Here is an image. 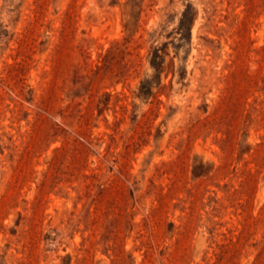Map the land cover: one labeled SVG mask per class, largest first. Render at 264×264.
Segmentation results:
<instances>
[{
  "label": "rangeland",
  "instance_id": "1",
  "mask_svg": "<svg viewBox=\"0 0 264 264\" xmlns=\"http://www.w3.org/2000/svg\"><path fill=\"white\" fill-rule=\"evenodd\" d=\"M0 264H264V0H0Z\"/></svg>",
  "mask_w": 264,
  "mask_h": 264
}]
</instances>
